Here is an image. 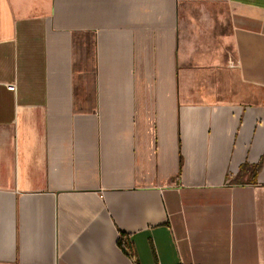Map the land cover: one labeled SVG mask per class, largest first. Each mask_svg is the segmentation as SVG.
I'll list each match as a JSON object with an SVG mask.
<instances>
[{"label": "crops", "instance_id": "obj_1", "mask_svg": "<svg viewBox=\"0 0 264 264\" xmlns=\"http://www.w3.org/2000/svg\"><path fill=\"white\" fill-rule=\"evenodd\" d=\"M263 262L264 0H0V264Z\"/></svg>", "mask_w": 264, "mask_h": 264}, {"label": "trees", "instance_id": "obj_2", "mask_svg": "<svg viewBox=\"0 0 264 264\" xmlns=\"http://www.w3.org/2000/svg\"><path fill=\"white\" fill-rule=\"evenodd\" d=\"M118 245L124 251V253L134 256L131 240L125 234H121V237L118 240Z\"/></svg>", "mask_w": 264, "mask_h": 264}, {"label": "built area", "instance_id": "obj_3", "mask_svg": "<svg viewBox=\"0 0 264 264\" xmlns=\"http://www.w3.org/2000/svg\"><path fill=\"white\" fill-rule=\"evenodd\" d=\"M8 89L9 90H12V91H16V85L15 84H9L8 85ZM260 264H264V262L263 263H260Z\"/></svg>", "mask_w": 264, "mask_h": 264}]
</instances>
